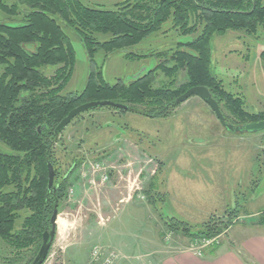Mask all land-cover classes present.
<instances>
[{
    "label": "rangeland",
    "instance_id": "rangeland-1",
    "mask_svg": "<svg viewBox=\"0 0 264 264\" xmlns=\"http://www.w3.org/2000/svg\"><path fill=\"white\" fill-rule=\"evenodd\" d=\"M80 1L89 7L116 10L122 0ZM5 21L10 26L20 24ZM64 30L76 62L62 94L81 93L91 63L77 35ZM196 36L182 35L168 22L130 49L108 56L97 52L94 68L103 71L110 84L128 83L157 65L154 53L173 50ZM262 51V33L228 32L213 38V73L228 92L245 99L252 113L264 108ZM3 69L0 65V76ZM43 71L51 76L55 69L45 67ZM0 151L14 153L4 144ZM54 157L61 175L79 163L61 200L55 240L44 264H91L95 247L117 253L114 264H141L158 255L214 250L237 237L242 228L264 231L258 225L264 215V131L228 132L200 98L180 104L167 118L106 108L85 113L60 134ZM95 169L100 170L94 173ZM104 177L107 180L102 181ZM108 217H115L109 225ZM209 222L222 228V234L200 237L199 230ZM112 240L119 250L129 245L132 250H113ZM27 253L22 262L12 264H25L31 258ZM14 256L0 239V264H10Z\"/></svg>",
    "mask_w": 264,
    "mask_h": 264
},
{
    "label": "trees",
    "instance_id": "trees-1",
    "mask_svg": "<svg viewBox=\"0 0 264 264\" xmlns=\"http://www.w3.org/2000/svg\"><path fill=\"white\" fill-rule=\"evenodd\" d=\"M0 13V65L4 67L0 76V144L14 152L0 151V239L13 250L10 264L22 262L25 251L31 254L25 264L33 262L44 232L51 228L52 214L66 196L69 177L79 162L65 175L59 173L54 147L60 135H55V129L74 108L111 101L128 106L126 112L167 118L179 106L176 100L180 96L203 86L228 124L264 120V108L249 112L245 99L228 92L212 71L214 36L243 31L262 33L264 40V0H122L116 10L89 7L80 0H0ZM5 20L20 24L10 26ZM168 22L182 35L197 36L173 50L154 53L157 65L143 76L110 84L103 71L94 68L97 52L108 56L130 49ZM65 28L83 43L91 63L85 89L67 95L62 92L72 78L76 53ZM100 35L110 39L101 41ZM261 59L264 61V51ZM45 67L54 68V74L47 76ZM48 164L56 174L51 189ZM178 224L183 223H174ZM211 224L204 225L198 235H221L222 228ZM258 225L264 227V215Z\"/></svg>",
    "mask_w": 264,
    "mask_h": 264
},
{
    "label": "crops",
    "instance_id": "crops-1",
    "mask_svg": "<svg viewBox=\"0 0 264 264\" xmlns=\"http://www.w3.org/2000/svg\"><path fill=\"white\" fill-rule=\"evenodd\" d=\"M114 218L108 217L107 225ZM148 242L152 243L151 240ZM110 244L113 250L120 253L126 252L125 249L132 250L130 245L119 250V244L116 245L117 243L113 240ZM145 260L141 264H264V231H255L249 227L242 228L238 236L232 238L231 241L219 245L215 251L205 250L201 255L186 251L167 256L158 255Z\"/></svg>",
    "mask_w": 264,
    "mask_h": 264
},
{
    "label": "water",
    "instance_id": "water-1",
    "mask_svg": "<svg viewBox=\"0 0 264 264\" xmlns=\"http://www.w3.org/2000/svg\"><path fill=\"white\" fill-rule=\"evenodd\" d=\"M141 76L143 75H138L134 79H138ZM192 97H197L203 100L204 103L207 104L211 108V110L214 112V114L218 118L221 125L230 133L247 134V133H258V132L264 131V120L259 121V122L244 124L241 126L228 124L224 118V115L221 111L219 104L213 98L209 89L203 86H198V87L189 89L186 93H184L182 96H180L176 100V103L180 105L188 101ZM105 107L115 108L119 111H124V112L129 110L128 106L124 104L114 103L111 101H95V102L84 103L74 108L73 110H71L68 116L65 117L59 123V125L55 129V135L59 136L80 115H83L85 113H88L90 111H94L100 108H105ZM48 173H49L48 187L51 189L54 186L55 176H56L55 170L52 164H48ZM58 216H59L58 209H55V211L52 214L51 220H50L51 228L50 230H47L44 232L42 246L37 256L35 257V259L33 260L31 264H44L46 262L49 252L51 250V247L53 245V242L55 240Z\"/></svg>",
    "mask_w": 264,
    "mask_h": 264
},
{
    "label": "built area",
    "instance_id": "built-area-1",
    "mask_svg": "<svg viewBox=\"0 0 264 264\" xmlns=\"http://www.w3.org/2000/svg\"><path fill=\"white\" fill-rule=\"evenodd\" d=\"M100 169H95L94 173H97ZM100 173V172H99ZM102 173V172H101ZM96 178L92 180V183L94 182ZM107 180L106 177L102 179V181ZM197 254L201 255L202 251H196ZM118 255L115 252L107 253L105 250L103 251L99 247H95L91 253V264H114V262L117 260Z\"/></svg>",
    "mask_w": 264,
    "mask_h": 264
}]
</instances>
